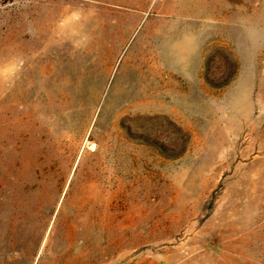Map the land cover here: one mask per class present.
Here are the masks:
<instances>
[{"label": "rangeland", "instance_id": "obj_1", "mask_svg": "<svg viewBox=\"0 0 264 264\" xmlns=\"http://www.w3.org/2000/svg\"><path fill=\"white\" fill-rule=\"evenodd\" d=\"M0 264H264V0H0Z\"/></svg>", "mask_w": 264, "mask_h": 264}]
</instances>
